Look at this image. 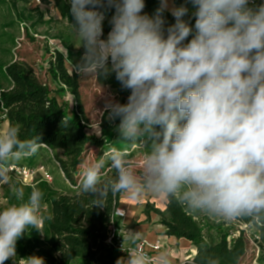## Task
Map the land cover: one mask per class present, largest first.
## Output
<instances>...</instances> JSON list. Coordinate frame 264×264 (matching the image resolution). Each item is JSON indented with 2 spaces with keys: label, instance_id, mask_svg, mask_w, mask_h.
<instances>
[{
  "label": "clouds",
  "instance_id": "obj_1",
  "mask_svg": "<svg viewBox=\"0 0 264 264\" xmlns=\"http://www.w3.org/2000/svg\"><path fill=\"white\" fill-rule=\"evenodd\" d=\"M169 9L160 0L152 15L145 0H70L71 24L84 53L83 74L115 79L128 90L126 103L109 100V121L123 143L152 142L134 166L124 149L112 147L84 166L80 190L106 207L108 194L131 199H176L193 212L233 222H264V3L253 0H188ZM114 9L111 30L102 38L104 12ZM170 10L175 23L165 27ZM191 36V39L188 38ZM187 41V42H186ZM160 126L163 131L157 132ZM162 137V138H161ZM40 137L21 139V127L0 130V183L11 184L10 165L35 155ZM110 164L115 179L102 181ZM15 203L0 208V264L17 257V241L29 229L42 233L43 193L11 184ZM50 219V217H48ZM139 231L123 237L127 258L116 264H171L166 251L149 256L137 243ZM130 242L125 249L124 240ZM20 264H44L39 256Z\"/></svg>",
  "mask_w": 264,
  "mask_h": 264
},
{
  "label": "trees",
  "instance_id": "obj_2",
  "mask_svg": "<svg viewBox=\"0 0 264 264\" xmlns=\"http://www.w3.org/2000/svg\"><path fill=\"white\" fill-rule=\"evenodd\" d=\"M30 3L32 0H24ZM54 4L61 16L69 21L74 18L71 14L70 0H45ZM176 7L184 5L189 12L184 17L190 24L194 25V8L188 0H174ZM264 3L258 0L256 5ZM160 6V0H145L144 13L152 15ZM104 12L103 38L107 37L111 30L110 20L114 9L101 8ZM165 27L174 24L175 18L168 11L163 13ZM191 39V36L188 38ZM187 42V41H186ZM66 59L62 52L56 50L50 61L48 74L52 78L56 89L39 80L33 68L25 62L13 60L3 63L0 60V71H4L10 83L7 90L2 89V102L7 110V121L9 125L21 127V139L40 137L43 143L39 151L45 150L52 154L53 161L59 167L63 175L65 185L62 188H53L47 182L40 180L35 184L43 193L42 205L46 206L47 214L42 226V233L35 229H29L17 241V261L29 256H39L44 264H116L119 253L108 247L106 241L115 224L120 226V220L114 218L116 208L124 194L111 192L106 200V207L93 206L94 197L84 194L80 190L81 172L80 168L86 164L89 151L96 145L101 146L99 157L112 147L124 149L130 156L138 145H151V138L145 136L138 140L137 144H129L115 141L120 134H115L119 120L109 121L107 112H104L100 122V138H96L87 132V118L80 101V74L69 73L66 67ZM97 83L116 92L118 102H127L130 94L123 90L120 83L115 79V74L107 79L96 76ZM67 91L74 97L76 108L70 110L65 102H60V96ZM157 132L163 131L160 126ZM162 138V137H161ZM38 152L24 159H30L27 165L35 168V156ZM59 153V154H58ZM98 157V159H99ZM23 159V160H24ZM21 160V161H23ZM26 167V164L15 163ZM102 181L115 179L116 172L110 164L102 169ZM11 184L23 185L25 189V200L31 192L32 187L25 186L19 180L12 178ZM11 184L3 186V198L8 206L15 203L11 191ZM177 207L172 205L169 199L165 210H160L146 205L145 214L150 213L160 217L164 226L171 224L180 227V216ZM50 217V219L48 218ZM236 222L247 229H240L236 234H222L216 241L206 240L203 236H191L188 240L196 249L197 254L192 259L193 264H241L246 257L250 246H255L253 238L258 237V246H255L259 254L257 261L264 264V222L254 223L250 218H239ZM9 263V262H8Z\"/></svg>",
  "mask_w": 264,
  "mask_h": 264
},
{
  "label": "rangeland",
  "instance_id": "obj_3",
  "mask_svg": "<svg viewBox=\"0 0 264 264\" xmlns=\"http://www.w3.org/2000/svg\"><path fill=\"white\" fill-rule=\"evenodd\" d=\"M74 23L75 20L69 21L63 18L54 4L45 0H32L30 3H25L24 0H0V60L5 64L13 60L27 63L33 68L40 81L47 83L55 90L56 84L48 74L49 63L56 50L62 52L69 73L78 72L80 74V101L87 118V132L100 138V122L105 112L106 103L109 100L118 101V97L116 92L110 88L100 86L96 81V75H86L78 71L77 65L84 49L71 26ZM0 85L4 91L10 87L7 75L3 70L0 71ZM60 97V102L67 103L70 110L76 108L75 99L69 91ZM115 132L116 135L119 134L118 129ZM119 140L120 137H116L115 141L121 142ZM146 148L144 144L138 145L133 149V155H128L129 161L134 166L139 167L142 164ZM100 153H102L100 145L92 147L88 160L80 168V172L82 173L84 166L96 161ZM29 161L30 159H24L15 163L26 164V167L29 168L30 165H27ZM31 169H43L50 176L51 181H46L38 174L36 183L43 180L56 189H60L66 184L60 174L59 167L53 161L52 154L48 151L38 152L35 156V168ZM169 199L172 205L177 207L181 226L176 227L171 223L167 227L165 226L163 232L166 236L186 240L191 236H203L206 240L216 241L222 234L234 235L240 230L236 221L217 220L205 214L191 211L176 199ZM6 204L7 202L3 198L0 208L5 207ZM42 209V215L45 216L47 214L46 206L43 205ZM126 242L130 246L127 239ZM254 247H249L241 264H259L257 261L259 254ZM122 257L126 259L127 254H119V258ZM176 261L178 263L179 259ZM182 262L186 263L187 261ZM5 264H20V262L15 257L14 261L9 259L5 261Z\"/></svg>",
  "mask_w": 264,
  "mask_h": 264
},
{
  "label": "crops",
  "instance_id": "obj_4",
  "mask_svg": "<svg viewBox=\"0 0 264 264\" xmlns=\"http://www.w3.org/2000/svg\"><path fill=\"white\" fill-rule=\"evenodd\" d=\"M172 6H176L174 0H169V9ZM171 13L170 10H166ZM7 122L4 128L8 127ZM62 178L63 175L60 172ZM64 180V178H63ZM169 200L165 198L155 197V196H145L140 199H131L126 194L122 196L119 208L126 212V217L124 220H120L119 228L122 229L124 237L127 236L129 231H139L141 233V238L137 242L140 244L146 241L148 244L160 243L161 250L166 251L170 257L171 264H193L192 259L197 254L196 249L193 247L192 243L186 239H177L174 236H166L163 232L165 227L160 220V217L154 213H150L149 216L145 214L146 205L149 204L157 209L165 210L168 206ZM158 251V252H160ZM155 252L153 256L157 255ZM177 259L179 262L177 263ZM181 261H187L182 262Z\"/></svg>",
  "mask_w": 264,
  "mask_h": 264
},
{
  "label": "built area",
  "instance_id": "obj_5",
  "mask_svg": "<svg viewBox=\"0 0 264 264\" xmlns=\"http://www.w3.org/2000/svg\"><path fill=\"white\" fill-rule=\"evenodd\" d=\"M69 1V0H67ZM258 0H253L254 5L257 4ZM105 20V19H104ZM2 91L0 92V130L4 128V125L8 122L7 121V110L4 107V104L2 102ZM10 179L15 178L19 180L22 184L25 186L33 187L36 184L37 175H41V177L46 181H51L49 174L44 171L43 169H30L24 166H19L14 163L10 165ZM5 184L0 183V203L3 202V186ZM43 211V209H42ZM126 217V212L119 207L116 208L114 213V218L117 220H124ZM248 227L246 225L242 226L240 225V229H247ZM123 237L124 234L122 232V229L116 226L115 224L111 228V233L108 237V240L106 241L108 247L113 248L116 252L119 254H127L126 252L121 251V246L123 243ZM258 237L255 236L253 238V242L255 243V246H258ZM141 248L149 255L153 256L155 252H158L161 250L160 243L156 244H148L146 241H143L139 244ZM124 247L125 249L129 248L130 246L127 244L126 239L124 240Z\"/></svg>",
  "mask_w": 264,
  "mask_h": 264
}]
</instances>
